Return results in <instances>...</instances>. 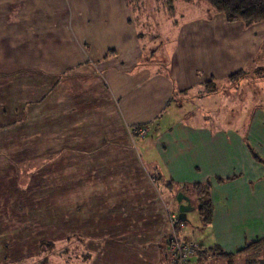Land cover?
I'll list each match as a JSON object with an SVG mask.
<instances>
[{
    "label": "crops",
    "instance_id": "1",
    "mask_svg": "<svg viewBox=\"0 0 264 264\" xmlns=\"http://www.w3.org/2000/svg\"><path fill=\"white\" fill-rule=\"evenodd\" d=\"M152 4L0 0V264L43 262L42 242L79 243L85 264H171L178 192L198 214L187 213L201 245L188 264L259 259L264 107L234 102L231 118L216 107L261 54L264 22ZM34 40L45 55L31 66ZM194 185L210 204L204 225Z\"/></svg>",
    "mask_w": 264,
    "mask_h": 264
},
{
    "label": "rangeland",
    "instance_id": "2",
    "mask_svg": "<svg viewBox=\"0 0 264 264\" xmlns=\"http://www.w3.org/2000/svg\"><path fill=\"white\" fill-rule=\"evenodd\" d=\"M129 1L131 2L132 5L134 3H135V6L137 5V0H129ZM144 1L147 3H154L152 5H154L155 9H156V7H159V8H162V11L165 10L164 6H166V5L169 6V8L166 11L167 13H169V15H171V14L174 15L175 10L178 11L180 8L184 9V11L186 10L187 14H190V12L192 11L193 8H195V12L193 11L194 15L206 14L207 12L209 13V11H211V13L213 15L221 14V13H217L214 10H212V8H210V6L203 0H189V1H186V0H141V2H144ZM140 5H141V8L144 9V12H145L146 11L145 9L147 7L146 4L142 3ZM174 5H175V7H174ZM146 12H148V11H146ZM221 15H223V14H221ZM227 22H229V21H227ZM237 22H240V21H237ZM263 22L264 21H260V22H255L252 24H260ZM241 23H243V22H241ZM32 42L35 45L31 44V46L29 47V49H30L29 54L31 53L29 56V58H30L29 63L31 66L38 64L37 63V57H38L37 53H39V55H40L38 57V59L40 57L43 58V56L46 54L45 58H46L47 62H48V60H54L53 55H49V52L52 51V47H53L52 42H50L48 39H46L45 54H44L43 47L41 48V46H38V44H39L38 40H34ZM257 54H259L258 51L255 52V56ZM20 58H22V57L18 56V60ZM24 58H25V56H24ZM60 58L61 57H59V59ZM257 59H255L253 67H250V69H247L248 71L246 70L247 73H244L245 75H242L241 77L237 78L238 80H235V81L232 80V83L234 85H232L231 88H228L227 86L225 87V88H227V90H224L225 92L218 99V101L220 103L216 107L217 115L227 113V114H225L226 117L231 118L232 106H230V105H233L234 102H236L237 107H240L241 105L246 106L245 104L247 103L248 111H250L251 107L258 106L257 104H260L264 107V103L262 104V100H260L261 97H264V76H262L263 74L261 71H257L260 67H262V66L264 67V46H262L261 54L257 57ZM47 64H50V63H47ZM239 71H242V70H239ZM46 72L50 73L52 76H57V77H59V74H60L59 72L54 73L53 70L47 69V68H46ZM237 72H235V73H237ZM235 73H233V74H235ZM228 79H230V78H228ZM236 81H237V83L235 84ZM221 89L223 90L224 86H222ZM243 101H248V102L243 104ZM201 103L202 102H200L198 99H196L193 102V104L191 105V109H194V111L197 114L203 115L204 110H207L208 108L203 107ZM216 112L213 110L210 112L209 115L214 117ZM57 154L61 155L62 156L61 158L65 157L67 155L66 152L61 151V152H57V153L53 154L51 159L55 158V156ZM174 211L177 213L176 208L174 209ZM188 217L195 220L196 218H198L197 211L196 210H193V211L190 210L188 212ZM169 224H170V232H169L168 239L173 235V229H172L173 227L171 226L170 220H169ZM181 226L185 227V229L183 227L182 228L180 227V229H179V227H178V229H177L178 234L177 235H179L180 238H181V235L182 236L188 235L189 239L193 240L192 238L194 237L198 240L199 235H200L199 232H197V234H196V231H194L193 228L187 224V222L181 223ZM72 242L75 243L74 240ZM64 244L60 243V244L55 246V250H54L55 257L53 260L49 261L50 262L49 264H55L54 262H58L61 260L66 261L67 257H69V255H71L70 253H72V256L73 255L75 256L76 254H78V257L81 258L82 253L85 252L83 250L81 251L80 250V244L76 243L78 245V250L74 249L72 251H69L68 253H64V251H63V249H64L63 245ZM76 244H74V246H76ZM71 245H73V243ZM74 251H75V254H74ZM261 252L262 253H260L259 259H257L256 261L254 259H251L252 260L251 264H264V248L261 250ZM29 264H39V262L34 261V262H30ZM40 264H42V263H40ZM171 264H172V259H171Z\"/></svg>",
    "mask_w": 264,
    "mask_h": 264
},
{
    "label": "trees",
    "instance_id": "3",
    "mask_svg": "<svg viewBox=\"0 0 264 264\" xmlns=\"http://www.w3.org/2000/svg\"><path fill=\"white\" fill-rule=\"evenodd\" d=\"M189 1V0H186ZM205 1L212 10H214L217 13H221L225 16L226 20L229 22H243L245 24H252L255 22L264 21V0H203ZM257 71L262 72V76H264V67H260ZM244 71H238L237 73L231 75L229 78L233 81L238 80L237 78L241 77L244 74ZM197 192V198L199 200L198 205V211L200 214V217L202 219V224H207L210 221L211 216V208L210 204L204 200L202 197L204 188L200 185H194L193 188H191ZM202 194V195H201ZM182 221H179V226H181ZM177 227V229H178ZM64 246L63 251L64 253H68L69 251H72L74 249L78 250L77 246L72 245ZM256 243L248 244V246L245 247V249L249 248L250 246H254ZM201 246V245H200ZM41 247L43 248L42 254L46 256L44 258L43 262H40L42 264H48L49 263V257L54 255L55 250V244L52 242H42ZM71 249V250H70ZM201 251V250H200ZM199 252V251H198ZM69 257H67L66 263L70 264L69 260L72 256V253H70ZM75 254V251H74ZM219 255L229 257L230 262L231 258L230 255H225L221 252H218ZM78 254H76L77 256ZM90 258V254L88 252H83L82 257L78 259L77 262L72 264H85ZM39 263V264H40Z\"/></svg>",
    "mask_w": 264,
    "mask_h": 264
},
{
    "label": "built area",
    "instance_id": "4",
    "mask_svg": "<svg viewBox=\"0 0 264 264\" xmlns=\"http://www.w3.org/2000/svg\"><path fill=\"white\" fill-rule=\"evenodd\" d=\"M145 131L142 130L141 134ZM169 220L173 227V235L168 239V248L172 258V264H188L189 258L195 252L201 250L200 244L195 240H184L179 237L177 227L179 218L177 214H170Z\"/></svg>",
    "mask_w": 264,
    "mask_h": 264
},
{
    "label": "water",
    "instance_id": "5",
    "mask_svg": "<svg viewBox=\"0 0 264 264\" xmlns=\"http://www.w3.org/2000/svg\"><path fill=\"white\" fill-rule=\"evenodd\" d=\"M175 200L178 204L177 213L182 222H188L187 213L193 209L190 198L183 192H178L175 196Z\"/></svg>",
    "mask_w": 264,
    "mask_h": 264
},
{
    "label": "flooded vegetation",
    "instance_id": "6",
    "mask_svg": "<svg viewBox=\"0 0 264 264\" xmlns=\"http://www.w3.org/2000/svg\"><path fill=\"white\" fill-rule=\"evenodd\" d=\"M175 214H177V216H178V213H175ZM179 218V217H178ZM179 221H181L180 219H179Z\"/></svg>",
    "mask_w": 264,
    "mask_h": 264
}]
</instances>
